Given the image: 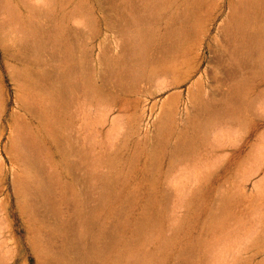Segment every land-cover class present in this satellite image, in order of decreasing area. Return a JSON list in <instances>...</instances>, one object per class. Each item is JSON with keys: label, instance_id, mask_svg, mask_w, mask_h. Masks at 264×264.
Returning a JSON list of instances; mask_svg holds the SVG:
<instances>
[{"label": "rangeland", "instance_id": "1", "mask_svg": "<svg viewBox=\"0 0 264 264\" xmlns=\"http://www.w3.org/2000/svg\"><path fill=\"white\" fill-rule=\"evenodd\" d=\"M241 7L0 0V264H264Z\"/></svg>", "mask_w": 264, "mask_h": 264}, {"label": "crops", "instance_id": "2", "mask_svg": "<svg viewBox=\"0 0 264 264\" xmlns=\"http://www.w3.org/2000/svg\"><path fill=\"white\" fill-rule=\"evenodd\" d=\"M241 9L235 10L230 20H233V24L226 29H237L241 30L239 36L242 39V43L245 47L246 54L252 51V48L259 49L264 46V20L262 22L256 23L253 26L252 32H245L244 29L249 24V9L254 8L255 10L261 12L264 16V0H241ZM227 22V24L229 23ZM256 49V50H257Z\"/></svg>", "mask_w": 264, "mask_h": 264}]
</instances>
